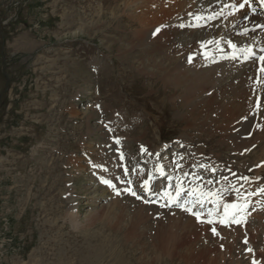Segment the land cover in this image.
Here are the masks:
<instances>
[{"label": "rangeland", "instance_id": "obj_1", "mask_svg": "<svg viewBox=\"0 0 264 264\" xmlns=\"http://www.w3.org/2000/svg\"><path fill=\"white\" fill-rule=\"evenodd\" d=\"M183 1L0 0V264H264V214H249L253 195L245 196L242 210L238 196L237 207L225 215L235 189L256 186H238L242 176L264 174V127L259 138L242 134L244 147L233 145L222 134L232 130L210 121L214 113H194L185 85H162L145 64L164 53L157 59L159 73L172 78L192 54L190 42L177 44L194 34L182 36L174 26ZM156 10L169 11L171 22ZM145 20H152L149 34L161 25L153 34L161 42L155 50L136 38ZM213 97L209 107L219 105ZM230 108L223 116L234 122L237 135L245 111ZM157 161L163 163L162 179ZM201 165L236 180V187L208 189L224 197L223 205H198L199 215L212 223L141 198L147 175L155 177L154 193L160 182L167 185L165 178L168 184L174 178L171 193L177 182L192 181ZM198 185L202 190L206 183Z\"/></svg>", "mask_w": 264, "mask_h": 264}, {"label": "bare ground", "instance_id": "obj_2", "mask_svg": "<svg viewBox=\"0 0 264 264\" xmlns=\"http://www.w3.org/2000/svg\"><path fill=\"white\" fill-rule=\"evenodd\" d=\"M179 1H181V0H179ZM182 2H184V1L182 0ZM239 2H240V0H193L194 7H193L192 11H189V12L186 11L187 13H184L182 16H179L178 18H176L174 20V26L177 28L178 32L179 31L181 32V33H179L180 35H182V33H184V32L194 33V34L188 35V36L185 33L188 38L183 37V39L178 40L177 44L182 43V45H188V44H185V42H190L189 44L193 46L194 50L192 51V54L190 56L189 55L184 56V59H186V61H184V62L181 61V63L177 64L178 67L175 70L172 78H169L168 75H165L166 76L165 77L164 75H161L159 73L162 69V61H157V59L162 60L163 58H165L163 56L164 53H162L161 56H159V57L158 56L149 57L147 59L148 61L145 62V64L148 62L146 66L148 68L149 67L151 68V70L149 72V76L151 78H153V77L156 78V80L159 79L161 81L162 85H167L169 83L175 84V87L176 86L179 87L180 85H185L186 90H182V91L184 92V94H186L187 99H189L190 98L189 96H191L192 103H194L193 107L196 106L194 113H196L199 109H202L204 111L203 114L206 113V110H209V112H207V113H209V115L211 113H214V116H212V119L210 121L218 120L220 122H223L221 124L226 126L225 130H227V131L232 130L230 133L232 135L229 134L230 136H228V135L224 136L225 133H222V134H223V138H227L229 140L233 139L232 144L236 145V146L237 145H240V146L244 145L243 139H242V134L244 135V134L248 133L247 136L251 135V136H253L252 138H259L260 135H262V134H259V132H257V131H258V129L264 127V94H263L264 93V71H262V69H264V60H261V57H264V13H260L259 15L254 14V12L259 9V6L257 5L256 0H242L241 1L242 3L249 5V8L251 9L250 13L248 12L246 5H243L238 14H236L235 9L230 10V13L232 12L234 14L233 19H231L225 23H222L219 21V15H222L224 13L225 9H227L231 5L237 4ZM177 6L179 9H181L185 5H183L181 3L179 5L177 4ZM159 12H160V15H162L160 17V19H162V18L165 19L167 23H168V21L171 20V15L170 16L168 15V13L170 14L169 11L164 12V10H160V11L156 10L157 15ZM149 15L151 16V14H149ZM152 18H153V15H152L151 19ZM157 18H158V16L156 17V21H157ZM146 20H147V18H146ZM146 20L144 22H146ZM154 20H155V17L153 19V23L155 22ZM181 21H183V22L181 23ZM141 22H139L140 27H139L138 33L136 35V38L138 39V41L140 43H142V45H143V43H145V46H152L154 50L157 47H160L161 42L155 36L156 34L155 35H153L154 33L149 34L150 32H149L148 26H150L149 23H151L152 20H151V22H150V20L147 21V22H149L148 23L149 25H147V22L146 23H143V22L141 23ZM157 23H159V21ZM167 23H166V25H167ZM82 26H84V25H82ZM155 27H156V25H155ZM162 28H163V26H162ZM168 29H170V28H168ZM163 32L165 33V30ZM166 33H165V35H167ZM168 33H170V32H168ZM179 34L177 36H179ZM240 34H243V35L241 36ZM172 35H173V33H172ZM134 37L135 36L133 33V38ZM163 37H165V36H163ZM168 39H169V37H168ZM164 43H165V41H164ZM229 43H232L233 46L229 47ZM177 44H175V45L173 44L172 46H177ZM163 49H166V47ZM179 49H181L180 50L181 52L185 53V51L188 49V47H183V48H179ZM172 50H173V48L170 51H172ZM167 51H168V49H167ZM178 52L176 51V54ZM156 53H158V52H156ZM176 54H174V57ZM168 55L171 56L170 54H168ZM172 55H173V53H172ZM178 56H180V55H178ZM124 57H126V56H123L122 59H124ZM170 60H172V59H170ZM182 60H183V58H182ZM170 62H172V61H170ZM167 63H165V64H167ZM187 66H190L189 72H190L191 77H186V74L184 73V69ZM168 67H169V65H168ZM167 74H168V72H167ZM175 77H176L177 81L174 80ZM163 88H164V86H163ZM255 92H257V94ZM191 93H194V94H191ZM251 93H254V95L256 94L255 96L252 94V96H254L252 99L250 98ZM176 94H177V92H176ZM200 94H202V95L205 94V95H204V97H202V95H200ZM213 96H215V97H213ZM212 97L215 100L219 99L220 102H219L218 106L209 107L210 106L209 100ZM255 99H256V103L254 105L253 100H255ZM216 102L217 101H215V104H216ZM186 104L188 105L189 103H186ZM205 104H207V106H205ZM229 104H231V106ZM254 106L256 107V111L252 114L251 113L249 114L247 111L255 108ZM230 107H232L233 109H235L236 111H238L240 113H243L245 111L244 116L242 115L243 117H241L242 121L240 122V124H239V122H237L239 124L238 126L242 125V129H241L242 131H240L237 135H235V133H234L235 130H233L235 128L234 122L232 125L227 124V122L229 121L226 119L227 115H226V117L223 116V115H225L231 111ZM246 108L248 110H246ZM218 110H220V111H218ZM201 115H200V118H201ZM233 116H235V115L233 114ZM203 117H204V115H203ZM231 119L232 118H230V120ZM212 130H213V128L209 130L210 135L212 133ZM236 130H238V129H236ZM232 137H234V138H232ZM244 140H246V139L244 138ZM254 140L256 141V139H254ZM250 143H252V142H250ZM258 145H260V144H258ZM242 147H244V146H242ZM220 151H218V152H220ZM232 158L234 159V157H232ZM236 158H237V156H236ZM258 158H259V156H258ZM245 159H247V158L245 157ZM214 161H212L213 162V163H211L212 165L214 164ZM239 161H240V159H239ZM243 161H245V160H243ZM217 163H219V162H217ZM220 163H222V162H220ZM223 164H225V163H223ZM218 166H219V164H218ZM137 170H139V169H137ZM158 174L162 175L163 172L161 171ZM181 174H182V172H181ZM256 174L257 173H255V175ZM180 177H181V175H180ZM144 181H143V184H144ZM126 185H128V184H126ZM146 191H147L145 193L146 196H152L153 193H151L150 190H148L146 188ZM167 198L172 199L173 197L168 196ZM171 202H175L177 204H180L182 202V200L172 199Z\"/></svg>", "mask_w": 264, "mask_h": 264}, {"label": "snow or ice", "instance_id": "obj_3", "mask_svg": "<svg viewBox=\"0 0 264 264\" xmlns=\"http://www.w3.org/2000/svg\"><path fill=\"white\" fill-rule=\"evenodd\" d=\"M261 60H264V57H261ZM262 71H264V69H262ZM104 183H108L107 181H103ZM110 187H111V185H109ZM260 193H264V188H262V189H260L259 190V192H257V193H249V195H258V194H260ZM117 194H119V193H117ZM133 195H135V193H132ZM209 195H214V194H212V193H210ZM138 199H139V197H137ZM162 207H163V205H161ZM246 206V205H245ZM237 206L236 205H228V206H226V208H225V215L227 216V209L228 208H236ZM186 211H189L188 209H186ZM200 219V217H199V215H197V220H199ZM207 223H212L213 221H211V220H208V221H206ZM221 222H223V221H221ZM233 222H237V221H233ZM213 233L215 234V230L213 229Z\"/></svg>", "mask_w": 264, "mask_h": 264}]
</instances>
